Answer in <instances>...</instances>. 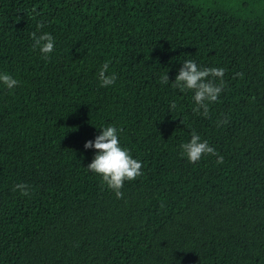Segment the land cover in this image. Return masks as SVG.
<instances>
[{
	"label": "trees",
	"instance_id": "obj_1",
	"mask_svg": "<svg viewBox=\"0 0 264 264\" xmlns=\"http://www.w3.org/2000/svg\"><path fill=\"white\" fill-rule=\"evenodd\" d=\"M189 59L225 69L207 116L171 86ZM2 73L0 264H264V0H0ZM109 125L142 163L119 199L86 168Z\"/></svg>",
	"mask_w": 264,
	"mask_h": 264
},
{
	"label": "clouds",
	"instance_id": "obj_2",
	"mask_svg": "<svg viewBox=\"0 0 264 264\" xmlns=\"http://www.w3.org/2000/svg\"><path fill=\"white\" fill-rule=\"evenodd\" d=\"M42 27V22L37 24V28ZM30 36L33 39V49L38 48L42 57L47 59L49 54L54 51V37L49 33L37 35L36 32L30 33ZM108 68L109 63L105 62L98 72L101 87L111 86L116 82V74L114 72L107 74ZM224 74L225 69L222 67L202 68L193 60H183L178 74L171 81V86L181 92L192 91L194 93L192 99L196 105L193 111L207 116L209 104L217 102L219 94L223 91ZM235 76L242 77L243 73H236ZM215 78H219V84L214 82ZM169 82V77L165 73L161 78V83L168 84ZM0 83L11 90L18 85L19 81L7 73H2L0 74ZM175 107V102H172L170 109ZM227 120L228 118L225 117L224 120L218 121V126L226 124ZM100 129L101 131L94 140L84 143L85 149L94 148L96 150L94 158L86 168L101 176L102 183L112 190L119 199L123 197L121 189L124 182L133 181L142 174V163L132 158L128 150L121 147L116 127L109 125ZM180 148L182 150L180 155L186 157L189 163L199 162L203 155H214L217 164L223 163V156L209 146L207 140H201L195 131H192L190 140L187 143H182ZM13 191H19L22 196L31 194L30 186L24 182L14 185Z\"/></svg>",
	"mask_w": 264,
	"mask_h": 264
}]
</instances>
